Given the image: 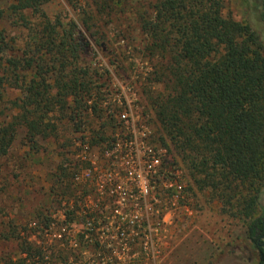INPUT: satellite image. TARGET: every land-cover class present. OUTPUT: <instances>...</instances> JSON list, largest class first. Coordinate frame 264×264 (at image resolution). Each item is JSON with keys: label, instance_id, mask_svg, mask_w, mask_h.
I'll return each mask as SVG.
<instances>
[{"label": "trees", "instance_id": "1", "mask_svg": "<svg viewBox=\"0 0 264 264\" xmlns=\"http://www.w3.org/2000/svg\"><path fill=\"white\" fill-rule=\"evenodd\" d=\"M51 1L0 0V168L11 159L20 128L26 129L31 149L39 138L54 140L63 157L51 174L50 196L67 201L64 215L73 221L95 213L79 205L84 184L75 176L83 163L68 146L81 141L112 149L116 129L126 122L107 100L109 86L100 82L107 80L105 74L87 59L90 38L100 33L97 25L117 16L113 13L126 1L85 0L84 5L66 0L79 20L69 12L50 14ZM224 1L148 0L138 9L145 51L157 57L153 79L166 90L149 97L163 131L160 141L168 146L169 139L177 151L188 152L184 158L198 182L235 201L237 212L250 219L247 234L264 264V208L259 203L264 189V0H247L251 15L242 21L225 15ZM7 19L20 28L19 34L4 27ZM8 87L19 94L8 99ZM66 122L72 137L60 134ZM34 218L43 230L53 220L50 209H39ZM67 236L64 232L54 247L44 244L35 253L24 241L22 250L42 258L39 264H60L73 247L82 246ZM47 251L54 259H45Z\"/></svg>", "mask_w": 264, "mask_h": 264}, {"label": "rangeland", "instance_id": "2", "mask_svg": "<svg viewBox=\"0 0 264 264\" xmlns=\"http://www.w3.org/2000/svg\"><path fill=\"white\" fill-rule=\"evenodd\" d=\"M84 1L81 0L85 5ZM125 1L118 13H113L117 16L97 25L100 33L96 38H90L87 59L105 74L107 80L100 82L106 81L109 86L107 100L119 119L123 113L128 114L129 120L116 129L114 136L117 137L119 132L123 134L122 131L129 133V127L136 130L134 137L140 146L144 142L158 152H165L164 165L159 169L160 174L151 180L147 198L131 201L130 207L139 216L141 228L131 233L132 245L128 248L105 246L116 239L111 236L116 235L111 225L110 234L107 231L106 217L108 214L112 217L117 199L111 196L101 199L95 182H82L84 187L79 191V198L84 202L79 205L89 207L87 205L101 200V204H96L100 209V222L88 239L85 232L89 218L66 219L67 201L62 198L57 201L50 196L51 174L61 163L62 149L54 140L41 138L38 147L31 149L24 139L26 129L20 128L11 147V159L0 168V264H39L37 260L42 258L30 256V251L23 252L26 244L21 243L31 244L34 253L44 244L53 246L59 239L61 225L68 231V241L71 239L74 246L76 241H81L82 246L73 247V253L70 252L67 259H59L60 264H259L258 252L247 234L250 219L237 212L234 200L230 203L209 186L198 182V176L192 174L190 164L184 158L188 152L177 151L169 139L168 146L160 141L163 131L149 96L166 90L163 83L153 79L157 57L145 51L147 36L142 33L138 20V9L149 2ZM8 3L5 1L4 5ZM47 10L50 14L69 12L74 19L80 18L66 0L51 1ZM224 13L242 21L251 15V10L247 0H225ZM5 26L11 34L21 31L10 19L5 20ZM18 94L19 91L8 87V99ZM105 106L103 103L102 107ZM60 129L64 137L68 134L72 137L69 123H62ZM107 130L109 134L112 132L111 128ZM143 131L147 136H143ZM120 136L128 138L127 135ZM80 144L81 141H76L74 146H68L74 152L71 156L76 159L81 152ZM90 154L96 165L82 162V170L90 169L94 180L99 179V175L112 173L114 180L126 181L127 162L120 155H108L97 146L91 147ZM0 163H4L3 160ZM177 185H181V189ZM259 203L264 208V189ZM39 209H50L52 213L53 220L48 229L43 230L34 222L37 221L34 213ZM256 214H260V210ZM98 242L101 247H94ZM58 247V250L62 248L59 244ZM45 255V259H54L49 251Z\"/></svg>", "mask_w": 264, "mask_h": 264}, {"label": "built area", "instance_id": "3", "mask_svg": "<svg viewBox=\"0 0 264 264\" xmlns=\"http://www.w3.org/2000/svg\"><path fill=\"white\" fill-rule=\"evenodd\" d=\"M121 118L125 121L129 120L128 114L126 113H123ZM127 129L129 130V133L127 131H122L123 134L119 132L117 134V140L114 144V147L112 149L105 150L106 154L112 155L115 153L116 156L120 155L119 157L123 161L127 162L125 168L126 181L114 180L112 173L99 175V179L94 180V177H91L90 169H83L75 176V180L77 182H95V186L98 191V193L97 191L96 193L99 195V197H101V199L108 196L117 199V203L116 205L114 204L112 209V217L109 216L110 214H108L106 217L108 218L106 225L107 231L110 234L109 227L111 225L116 232V235L111 236H115L116 239H113L115 241L112 240L111 244L105 246L122 249H126L128 246L132 245V242L130 241V238H132L131 233H134L141 228L138 223L139 216L137 213H135V210L130 207L132 204L131 201L139 198H147L152 187L151 180L156 175L160 174L159 169L164 165L163 153L165 154L164 150L158 152L154 147L144 142L142 143V146H140L134 137V135H136V130L130 129L129 127H127ZM124 132H127V134H124ZM142 134L143 136H147L146 131H143ZM120 135H127L128 138L124 139V137H121ZM80 149L81 152L78 154L79 160L85 163L88 162L91 165H96L92 158V154H90L91 146L88 143H81ZM143 152L144 154L141 155ZM161 174L165 175L163 172H161ZM107 175H109V177H107ZM177 187L181 189L182 186L177 185ZM96 204L99 205V203L87 205L91 209L88 212L95 213V216L89 218L87 221L86 228L90 230L86 235L88 239L90 238V234L97 230L96 225L100 222L98 216L100 209ZM64 232L68 231L66 229H62V231H60L59 239L63 237ZM53 235H56V233Z\"/></svg>", "mask_w": 264, "mask_h": 264}]
</instances>
